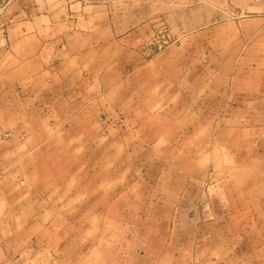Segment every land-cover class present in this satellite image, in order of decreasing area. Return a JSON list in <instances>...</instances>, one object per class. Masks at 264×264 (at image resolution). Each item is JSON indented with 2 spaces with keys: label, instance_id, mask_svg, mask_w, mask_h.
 <instances>
[{
  "label": "crops",
  "instance_id": "0c3cea01",
  "mask_svg": "<svg viewBox=\"0 0 264 264\" xmlns=\"http://www.w3.org/2000/svg\"><path fill=\"white\" fill-rule=\"evenodd\" d=\"M233 10L242 14L149 58L138 33L117 34L100 12L15 30L0 47L11 225L40 220L53 190L73 226L135 231L152 216L196 228L182 240L194 245L187 264H264V0Z\"/></svg>",
  "mask_w": 264,
  "mask_h": 264
},
{
  "label": "rangeland",
  "instance_id": "374dc122",
  "mask_svg": "<svg viewBox=\"0 0 264 264\" xmlns=\"http://www.w3.org/2000/svg\"><path fill=\"white\" fill-rule=\"evenodd\" d=\"M79 1L80 8L78 4L67 8L64 0H0V47L17 36L15 30L33 19L49 14L52 23H59L67 9H82L94 15L103 13L117 34L138 33L141 40L137 49L149 58L170 46H180L187 35L222 26L242 14L233 10L242 0ZM151 44L165 45L148 55L146 49ZM10 136L8 130H0V140H8ZM3 176L0 173L2 193L5 191ZM211 185L204 189L208 198L214 190ZM1 201L0 264H187L190 246L194 245L182 240L185 235H197L196 228H169L154 221L152 216L146 221L151 226L135 231L131 227L73 226L70 222L77 220L68 219L75 218L74 212L66 210L63 204L61 209L54 211L53 190L44 196L46 211L40 212V220L37 219L42 225H37L34 219L25 227L21 224L14 227L11 220L15 210ZM29 215L34 214L30 212ZM147 238L149 242L145 241ZM230 248L233 250V243ZM197 251L194 248L192 252L195 255ZM221 264H233V258Z\"/></svg>",
  "mask_w": 264,
  "mask_h": 264
},
{
  "label": "built area",
  "instance_id": "2783aa9c",
  "mask_svg": "<svg viewBox=\"0 0 264 264\" xmlns=\"http://www.w3.org/2000/svg\"><path fill=\"white\" fill-rule=\"evenodd\" d=\"M152 45H153V44L149 45V46L147 47V49H146V50L149 52L148 55H149V54H152L154 51L161 50V47L164 46L165 44H163V45H159V46H157V45H156V46H152Z\"/></svg>",
  "mask_w": 264,
  "mask_h": 264
}]
</instances>
